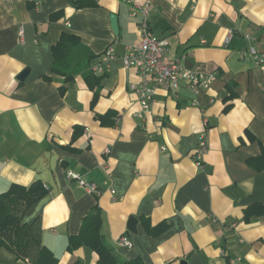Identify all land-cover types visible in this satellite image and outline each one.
I'll return each mask as SVG.
<instances>
[{"label":"crops","instance_id":"crops-1","mask_svg":"<svg viewBox=\"0 0 264 264\" xmlns=\"http://www.w3.org/2000/svg\"><path fill=\"white\" fill-rule=\"evenodd\" d=\"M38 1L39 9L0 0V195L13 184L45 186L48 194L23 223L40 221L42 245L57 264H99L88 247L68 249L95 206L101 234L122 260L264 264V63L249 54L254 47L264 55V0L196 6L192 0H93L97 6L84 8L70 0ZM134 3L152 5L149 32L168 41L167 63L184 58L193 72L215 74L210 89L195 95L184 83L177 94L158 91L142 109L130 90L138 71L120 59L140 38L143 17H130ZM63 35L86 49L77 58L94 56L90 69L110 46L119 56L95 75V105L84 74L67 82L53 73V48ZM25 70L28 76L18 80ZM109 111L117 113L116 124L102 126L96 116ZM202 134L209 150L200 169L195 151ZM69 172L94 183L98 193L70 180ZM162 223L168 228L154 236L150 230ZM122 236L132 248L120 244ZM0 264L31 263L2 248Z\"/></svg>","mask_w":264,"mask_h":264},{"label":"trees","instance_id":"trees-1","mask_svg":"<svg viewBox=\"0 0 264 264\" xmlns=\"http://www.w3.org/2000/svg\"><path fill=\"white\" fill-rule=\"evenodd\" d=\"M70 2L77 8L97 6L93 0L91 2L70 0ZM78 49L85 48L79 44L76 37L63 35L53 48L55 58L53 73L64 76L67 82L72 81L79 73L84 74L85 80L94 92L92 105H95L99 98L100 79L95 77L89 68V61L94 56L88 54L83 58H77ZM62 93H64L63 89ZM228 109L229 106L225 111ZM96 117L102 126L109 127L116 124L118 115L114 111H109L105 115ZM47 194L48 190L45 186L36 183L30 187L13 184L7 192L0 195V249H6L18 260H28L31 264L58 263V259L42 245L40 221L37 220L32 224L23 223L25 213ZM168 226L167 223H162L150 231L154 236H158ZM101 227V210L95 206L84 218L79 235L69 239L68 249L88 247L99 256V264H144L140 258L122 260L104 239Z\"/></svg>","mask_w":264,"mask_h":264},{"label":"built area","instance_id":"built-area-1","mask_svg":"<svg viewBox=\"0 0 264 264\" xmlns=\"http://www.w3.org/2000/svg\"><path fill=\"white\" fill-rule=\"evenodd\" d=\"M32 3L36 9L41 7L38 0H25ZM199 0H192L193 6L198 4ZM152 11V5L146 3L139 5L134 3L131 7L130 17L135 18L141 14L143 21L140 28V38L137 43L127 45L124 53L120 56L123 66L126 69H135L138 71L139 83L130 86V90L138 96L139 103L144 111L148 110L158 91L177 94L182 89L184 83L187 88L195 95L208 90L216 82L215 74H198L189 69L184 62V58L169 64L166 61L169 43L165 39H159L149 32L148 18ZM233 32L230 31L226 38V43L230 41ZM247 39H251L249 35ZM20 42H24L23 30H20ZM249 54L255 59L257 64L264 63V55H260L254 47H251ZM117 55L114 47L110 46L99 58L98 63L91 67L94 75H103L116 60ZM164 150V148H163ZM206 137L202 134L199 138L198 147L195 151L196 164L198 168H203V157L208 152ZM109 151L106 150L107 154ZM70 180L77 181L83 189L89 193H98V187L94 183H86L80 176L73 172L68 173ZM120 244L127 248H132L133 244L127 236L120 238Z\"/></svg>","mask_w":264,"mask_h":264},{"label":"water","instance_id":"water-1","mask_svg":"<svg viewBox=\"0 0 264 264\" xmlns=\"http://www.w3.org/2000/svg\"><path fill=\"white\" fill-rule=\"evenodd\" d=\"M111 25H112V30L114 31V33L117 35L119 32V25H118V18L116 15H112L111 16ZM29 74V70H25L21 73V75L18 77V80L20 81H24L25 78L28 76ZM136 218L132 217L129 221V228L132 231H135V225H136ZM181 264H187L185 261H182Z\"/></svg>","mask_w":264,"mask_h":264}]
</instances>
